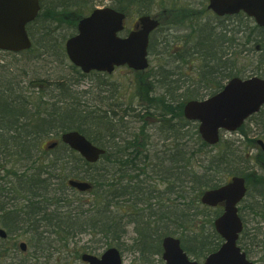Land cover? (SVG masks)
<instances>
[{"label": "trees", "instance_id": "1", "mask_svg": "<svg viewBox=\"0 0 264 264\" xmlns=\"http://www.w3.org/2000/svg\"><path fill=\"white\" fill-rule=\"evenodd\" d=\"M174 1L176 0H111L112 7L129 16L151 14L156 8L164 6L162 16L175 17L168 31L175 28L186 31L179 38L182 50L171 54L172 64L200 62V66H197L199 80H192V85L186 84L187 79H173L174 70H158L164 74L159 82L161 94L156 96L154 91V95L150 96V88L146 87L143 97V100H147L143 108L145 114L137 113L133 108H124L122 116L112 111L114 119L120 120L119 122L123 123L124 118L130 117V123H140L138 129L132 131V135L131 131L128 132L129 136L116 134L113 131L115 124L109 113L102 111L100 107L101 101L96 104L93 99L90 100L87 90L78 93L72 89L73 85L87 77L102 75L101 73L85 74L69 63L75 72L74 76L66 73L58 75L56 79L47 77L25 80L20 73L16 74L17 70L13 66L0 63V179L4 181V185L13 186L9 190L14 194H25L23 202L27 203L26 209H21L27 218L21 222L17 220V228L23 222L33 226L38 221L35 216L40 217L53 226L55 232H61V243L67 247L71 242L70 238L77 234L89 233L92 238L98 236L94 244L87 243L82 247L85 252L96 250L98 243L107 248L116 246L122 249L127 228L134 224L136 236L133 238L134 246H130V249L145 256L158 254L162 250V236L179 234L186 251L196 256L195 258L203 259L222 243L214 228V219L221 214L222 208H215L213 216L210 215L207 219L210 226L208 235H203L202 232L204 237L201 239L200 234H195V238L199 237V241L193 240L195 246L188 247L184 239L193 230L191 226L195 221L194 217L200 214V210L210 209L201 202L203 192L220 186L229 175L244 176L248 183V193L255 175L254 183L261 186L255 199L257 204H248L245 209L264 218V150L257 145V140L245 134L246 145L261 148V152L256 155L261 172L252 174L238 168L246 161L249 150L245 152L238 145L235 146L236 141L225 138L210 146L202 139L198 124L188 121L183 112L187 101L205 97L203 91L213 95L222 89L226 80L234 76H247V66H253L251 72L254 75L264 77V26L257 25L243 12L231 16H216L207 5L205 7V1L201 2V14L195 12L192 5L178 8ZM94 8V0H42L41 13L28 26L34 41L33 47L21 53H10L30 55L37 49L36 58L68 60L65 42L75 34L80 18ZM64 23L69 27H65ZM64 28L70 30L66 35L60 32ZM160 31L161 28L151 36V54L161 44L163 52H169L172 43L176 41H170L168 34L164 35L166 40L157 41ZM250 53H254V59H249ZM237 55H242L241 67L238 66ZM23 73L29 74L26 71H22ZM36 85L40 87L39 93L43 94L35 96L34 101L32 97L35 91L31 92L30 88ZM49 89L58 91L59 95L49 92ZM181 89H184L183 92L178 94ZM99 96L95 97L96 102L97 99L101 100ZM253 120L260 130L259 135L264 139V107L248 119ZM149 122L159 126L162 144L164 143L163 149L153 154L151 142L149 143L151 134L147 129ZM245 128L246 124L238 131L244 133ZM69 130L80 131L92 142L106 149L99 162H87L62 142L50 151L48 149V153L61 150L54 157H46L49 158L46 160L38 158L42 139ZM154 155L156 158H153ZM59 163L61 182L55 184L49 180L54 176L59 177L54 173L59 170ZM150 165L153 167L152 171L148 168ZM20 170L22 171L19 172ZM10 176L17 180L7 181ZM71 178L85 179L92 184L91 191L95 194L93 200L89 203L79 201L80 205L88 204V208L74 209L66 197V191L70 187L67 182ZM158 180L166 185L165 189L161 190L153 184ZM53 184L61 185V219L53 218L47 214L48 209H41L36 205L38 202L53 201L54 198L46 197L50 192H43V196L35 204L39 187ZM56 201L58 203V199ZM80 205L78 207H83ZM124 205L131 208L128 214H120L127 211L122 208ZM110 207L116 209L115 213L111 212ZM131 210L135 213L132 214ZM7 211L0 200V216H5ZM10 211L16 217L17 211ZM248 235L254 242L252 235ZM258 243L263 245L262 240Z\"/></svg>", "mask_w": 264, "mask_h": 264}, {"label": "water", "instance_id": "2", "mask_svg": "<svg viewBox=\"0 0 264 264\" xmlns=\"http://www.w3.org/2000/svg\"><path fill=\"white\" fill-rule=\"evenodd\" d=\"M209 8L217 15H234L244 12L255 22L264 25V0H209ZM40 10V0H0V49L21 52L31 48L32 41L26 26ZM125 14L112 7L96 8L78 24L77 34L65 44L70 61L83 72L112 73L115 67L127 65L134 70L149 66L148 46L150 33L159 22L150 16L139 18V29L121 37ZM264 105V79L254 76L247 79L233 78L218 93L202 100H190L184 107L185 117L199 122L201 137L210 145L220 141L222 130L234 132ZM62 141L88 162H97L105 150L92 143L79 131L62 134ZM259 143L264 146L262 140ZM52 144L50 147H53ZM72 187L87 190L86 181L69 180ZM247 193L246 179L233 176L217 188L205 191L202 203L209 206L223 204V213L214 221L222 245L210 253L201 264H253L238 245L243 221L238 205ZM24 245V244H23ZM163 259L166 264H200L190 259L177 237L163 240ZM83 260L90 264H122L116 247L107 249L101 257L84 254Z\"/></svg>", "mask_w": 264, "mask_h": 264}, {"label": "rangeland", "instance_id": "3", "mask_svg": "<svg viewBox=\"0 0 264 264\" xmlns=\"http://www.w3.org/2000/svg\"><path fill=\"white\" fill-rule=\"evenodd\" d=\"M205 1V7L208 4V0H176L174 1L175 6L178 8L192 5L191 7L195 8V12L199 13L201 9L203 8L201 2ZM112 4L111 0H94V5L95 7H105V6H110ZM163 7L156 8L152 15L158 17L160 21L163 23L165 28H161L162 30L160 33L157 35V41L161 42L163 40H166L164 35L168 34V38L170 41H175L172 43L169 52H163V44L160 45L158 50L156 52L150 53V65L149 68L143 71H134L133 69L127 67V66H122L117 68L112 74H102V75H93L91 77H87L86 79L82 80L79 82V84L73 85L72 89L76 90L78 93H81L82 91L87 90L88 91V96L90 100L93 99V101L97 104L98 102L101 101V109L102 111H107L112 120V123L115 124L113 125V131L116 132V134H121V135H126L129 136L130 134L128 132L137 130L139 127L138 122H134L133 124L130 123V117L124 118V122H119L120 120L114 119V113L112 111L117 112L119 116H122L124 114V108H133L137 113L138 112H143L144 113V102L147 100H143L144 95L146 94V87L148 86L150 88V96L154 95V91L156 92V96H159L161 94V88H160V80L164 77L163 73L158 72L161 68H168L171 70H174V75L172 76L173 79L180 77L186 80L187 85H192V80L193 82H197L199 80L198 75H197V68L200 66V62H196L194 64L191 63H173L172 64V59L171 54H176L177 52L181 51V42L179 41V38L186 33V31L182 30L179 31L177 30L178 28H175L171 31H168L172 21H174L175 17H167L165 20V17L162 16L163 12ZM169 8V7H168ZM201 14V13H199ZM206 17V16H205ZM64 18V17H63ZM137 17L135 15L128 16V19L126 21L127 28H131L133 23L137 20ZM65 20V18H64ZM170 24V25H169ZM65 27H69L67 24H63ZM63 30V31H62ZM60 32L61 34H67L70 30H66L65 28L62 29ZM180 45V46H179ZM239 51V48H237V52ZM38 51L35 49V51H32V53L29 54H12L10 52H5L0 50V63H5L13 66L15 68L16 74L19 75L21 74V77L24 78L25 80L28 79H35V78H40V79H46L47 77H51L52 79H56L58 75L61 74H69L70 76H74L75 72L72 71L70 68L69 63L70 60L63 59L62 61H55L54 59L48 58V60L43 59L44 57L41 58H36L35 54H37ZM249 59L255 58L254 53L249 54ZM242 55H237V60L239 61L238 66L241 67L242 63ZM169 63V65H168ZM172 64V66H171ZM198 66V67H197ZM196 67V69H195ZM253 66H247L246 71H247V76L243 77H249L250 75H254L252 71ZM22 71H26L29 74H22ZM166 71V70H164ZM35 75H38L36 77ZM183 75V76H181ZM38 86V87H37ZM44 86V85H43ZM45 89V88H43ZM46 90V89H45ZM184 89H181L178 94H181ZM30 91L34 93L35 95L32 97V99L35 101L36 98L35 96H41L40 94V87L39 85H36L32 88H30ZM49 92H52L53 94H58V91H53L49 89ZM205 97L209 96V93L205 90L202 93ZM59 95V94H58ZM100 95V96H99ZM99 96L101 100L97 102L95 100V97ZM54 100V99H53ZM89 100V102H90ZM143 100V101H142ZM91 105H95L91 103ZM104 105V106H103ZM92 106V107H93ZM98 106V105H97ZM99 106L97 108H100ZM154 116H157V114H154ZM143 124V122H141ZM138 126V127H137ZM131 128V129H130ZM148 132L151 134V139L149 140L151 149H152V154L153 152H157V150L160 151V149H163L162 144V138H161V131H159V126L156 125L155 123L149 122L147 125ZM127 131V132H125ZM259 128L256 127L254 120L253 121H247L246 122V128L244 130V133H241L240 131H236L234 133L230 132H225L224 136L222 138L231 140V141H236L235 146H239L241 150L244 149V151L249 150V154L246 155V158L244 162H242L238 168L240 170H244L245 172L256 174L257 172H261L260 165L256 161V155L261 152V148L258 146H253L252 148L249 147V144L246 145L247 143V138H246V133L248 134L249 138L253 139H261L262 137L259 135ZM134 133V132H133ZM60 138V135H51L49 138H44L40 141L39 144V152L37 154L38 158L46 160L49 158H52L55 156V153L57 151L61 152V150H56L55 153L51 152L48 153V144L49 142L56 141ZM263 139V138H262ZM264 140V139H263ZM153 147V148H152ZM51 149H49L50 151ZM61 154V153H60ZM155 154V153H154ZM49 157V158H46ZM153 158H156L155 155ZM154 162L158 160H153ZM46 164V162H45ZM149 170H153V167L150 165L148 167ZM20 170L19 172H21ZM55 174L59 175V177L54 176L51 178V182H61V172L60 170L54 171ZM158 174H163L158 172ZM2 175V173L0 174ZM159 177V175H157ZM227 178V175H225ZM1 178V176H0ZM230 178V175L228 176ZM17 180L14 176L7 177V181H15ZM145 180L147 182L151 183V180L149 178L145 177ZM253 180L255 182V175L253 177ZM6 181V180H5ZM67 181V180H66ZM0 188L2 187L7 189V187L13 188L11 185H4L3 180L0 179ZM154 182V181H153ZM253 182L252 188L249 190V193L245 199V201L242 203L241 208H242V217L246 219V231L244 232V237L241 239V242H239L240 246L243 248V250L247 253L248 257L254 261L257 262V264H264V218H261L260 216H255L252 212L250 213L249 210L245 209V206L248 204L254 205L257 204V196L259 191L261 190V186L259 184H255ZM53 184V185H55ZM153 184L157 185L161 190L166 188V185H162L161 182L158 180L157 183L154 182ZM25 194H14L15 199L12 203V205L7 206L6 208L8 210H16L17 215H18V220L21 222L22 220H26L27 216L24 213V210L21 211L22 208L25 207L26 209V202H23ZM54 192H50V194L46 197L48 198H53L54 197ZM95 194L90 190H78L72 187H68L66 191V197L71 201V205L73 206L74 209H82V208H88V204L80 205L79 201L81 200V203H89L93 200ZM78 205L83 206V207H78ZM42 206L46 207V204H42ZM244 206V207H243ZM124 210H127L125 212H121L120 214H128L131 208L127 206L122 207ZM48 215H51L53 218H60L61 216V205L55 204L54 206H48ZM111 212L115 213L116 209L113 207H110ZM115 210V211H114ZM133 211V210H131ZM215 211V208H210V209H204L202 208L200 210V214L198 216L194 217L195 221L193 222L191 228L193 230H190V233L188 234V237H186L184 240H186V244L188 247L195 246L193 243L195 238V234H200V238L202 239L204 236L203 235H208V231L210 230V226L208 224V220L210 218V215L213 216V213ZM112 213V214H113ZM135 211H133L132 214H134ZM33 216V215H32ZM35 218L38 220L34 225L32 226L31 223H19V226L22 228L17 231V235H15L13 238H11L9 241H7V244H4L3 248H0L2 257L0 258V264H85L81 260V254L83 253L82 247L85 244H94V241L98 240L97 237H93L89 233H82V234H77L74 238H70L71 242H69L68 247L56 243L53 238H49V240L44 241H39V236L38 233H52L54 232L55 228L48 224V222L45 220H41L40 217L35 216ZM24 224V225H23ZM1 225V224H0ZM6 227V226H2ZM24 227V228H23ZM34 227V228H32ZM37 227V228H36ZM135 225H129L127 228V233L124 237V246L122 249H119L121 251V256H122V261L123 264H165L164 261L162 260V250L158 254H146L143 255L139 252H136L134 249H130V246H134L133 243V238L136 236V231H135ZM7 229V228H6ZM33 229H36V232L33 231ZM8 230V229H7ZM9 231V230H8ZM31 231V232H30ZM203 232V235H202ZM205 232V233H204ZM260 232V236H259ZM15 234V233H13ZM252 235L255 240L254 242L251 241L249 238V235ZM258 234V236H257ZM178 236L179 238H182L181 235H175ZM255 236V237H254ZM257 236V237H256ZM164 236H162L163 238ZM46 238V237H45ZM38 239V240H37ZM262 240L263 245H259L258 241ZM199 241V240H198ZM197 241V245L199 242ZM201 241V240H200ZM20 242H26L28 243V250L27 253L24 254L21 252L17 246V251L14 249V244H19ZM52 242L55 243L56 247L61 248V256L59 253L54 252L51 253V244ZM262 243V242H260ZM1 246V244H0ZM41 249V251L36 252V248L38 247ZM185 246V245H184ZM43 249V250H42ZM186 249V248H185ZM11 250H15L13 253H11ZM105 250H107V247L104 246L102 243H98L97 249L95 250V253L97 254H102ZM12 256H8L7 254H10ZM37 254V257H34V255ZM190 255V254H189ZM192 258L196 259V256L190 255ZM11 257V258H9ZM199 257V256H198ZM34 259V260H33ZM201 259V258H200ZM197 260V259H196Z\"/></svg>", "mask_w": 264, "mask_h": 264}, {"label": "flooded vegetation", "instance_id": "4", "mask_svg": "<svg viewBox=\"0 0 264 264\" xmlns=\"http://www.w3.org/2000/svg\"><path fill=\"white\" fill-rule=\"evenodd\" d=\"M135 24V23H134ZM134 27H135V25H133ZM133 27V28H134ZM57 145H59V143H57ZM56 145V146H57ZM56 146H54L53 148H55ZM60 157H61V154H60ZM59 170H60V172H61V163H59ZM16 181V180H15ZM37 188H38V186H37ZM40 188V190H37V192L39 193L37 196H38V198L37 199H35V204H36V202H37V200L38 199H40L43 195H41L43 192H54V200L53 201H43V202H38L36 205L37 206H40L41 207V209H43V208H48V206L50 205V206H54L55 204H58V205H61V185H51V186H43V187H39ZM38 188V189H39ZM16 195V194H15ZM15 197L16 196H14V193L12 192V191H10L9 190V187H7V189H5V188H3L2 189V187L0 188V200H2V202H3V204L5 205V207H7V206H10V205H12V203H13V201H14V199H15ZM56 199H58V203H57V201H56ZM35 204H33V206L31 207V209L33 210L34 209V205ZM42 204H46L47 206L45 207H43L42 206ZM12 211H10V210H8L7 212H5L4 214H6L5 216H0V244H1V246H0V248H3L4 247V244H7V241H9L11 238H13L15 235H17L18 233H17V231L18 230H20V229H22L20 226V228H17V225H16V223H17V220H18V215H17V212H16V217H14V216H12L11 213ZM30 213L32 212V211H29ZM239 213H240V215H241V218H242V220H243V232L241 233V235H240V239H239V242H241V239H243V235H244V232L246 231V219H244L243 217H242V208L241 207H239ZM59 219H61V216H60V218ZM16 222V223H15ZM6 226V227H2V226ZM15 225V227H13ZM10 226V227H9ZM9 230H7V229ZM13 228V229H12ZM32 228H34V227H32ZM37 228V227H36ZM33 231H35L34 229H33ZM31 232V231H30ZM13 233H15V234H13ZM38 238H39V241L41 240L42 241V243H44V241H45V239L46 240H49V238L51 237V238H53V237H55L56 239H54L55 240V242L57 243L58 242V244L59 245H61V232H52V233H49V234H47V233H38ZM166 236H168V235H165L163 238H162V242H161V246H162V249H163V239L166 237ZM46 237V238H45ZM38 240V239H37ZM53 244H51V249H52V251H51V253H53V255H54V252H57V253H59V255L61 256V248L60 247H56V245H55V243L54 242H52ZM24 244V245H23ZM17 246H18V248H19V250L21 251V252H23L24 254H26L27 253V250H28V243H26V242H20L19 244H14V249L16 250L17 249ZM36 248V252H39V251H41V249L39 248V246L38 247H35ZM15 250H11V253H13ZM18 250V249H17ZM16 250V251H17ZM43 250V249H42ZM0 253H1V250H0ZM11 253L10 254H7L8 256H12L11 255ZM84 254H93V255H97L98 257H101V255L102 254H97V253H95V250L94 251H83V253L81 254V260L85 263V264H90L88 261H85V260H83V255ZM38 255L37 254H35L34 255V257H37ZM2 257V254H0V258ZM9 258H11V257H9ZM197 259V261L199 262V263H201V262H203V259H198V258H196ZM34 260V259H33ZM10 264V263H9ZM11 264H15L14 262L13 263H11ZM254 264H257V262L256 261H254Z\"/></svg>", "mask_w": 264, "mask_h": 264}]
</instances>
